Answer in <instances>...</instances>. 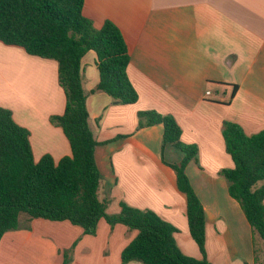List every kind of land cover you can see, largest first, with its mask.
Wrapping results in <instances>:
<instances>
[{"label": "crops", "instance_id": "1", "mask_svg": "<svg viewBox=\"0 0 264 264\" xmlns=\"http://www.w3.org/2000/svg\"><path fill=\"white\" fill-rule=\"evenodd\" d=\"M83 15L95 28L110 21L119 29L138 94L135 104H120L94 91L97 56L90 50L82 57L97 141L98 195L107 201L106 212L117 214L122 204L154 212L175 229L179 250L195 259L264 264V241L252 232L221 175L234 167L224 123L237 124L247 135L264 131V0H84ZM0 106L29 132L36 162L44 155L55 163L72 155L63 130L51 122L65 109L56 61L0 42ZM144 110L172 116L181 141L197 148L185 172L204 210V253L190 235L186 197L170 167L183 153L173 144L162 148V124L138 127L137 112ZM21 225L0 240V264H62L69 249L71 264H122L123 249L137 235L103 218L93 235L68 221L25 217Z\"/></svg>", "mask_w": 264, "mask_h": 264}, {"label": "trees", "instance_id": "2", "mask_svg": "<svg viewBox=\"0 0 264 264\" xmlns=\"http://www.w3.org/2000/svg\"><path fill=\"white\" fill-rule=\"evenodd\" d=\"M84 0H0V42L19 46L31 55L57 63V80L65 95L62 115L52 117L66 136L71 156L55 163L50 155L35 161L29 132L0 106V240L28 221H68L93 235L100 219L137 231L121 253V262L142 264H211L184 255L174 240V228L150 210L126 204L117 214L106 212L100 200V172L95 159L97 141L89 124L87 93L83 87L81 59L90 50L97 56L101 91L120 104H135L138 94L127 73L129 56L119 29L110 21L95 28L83 15ZM138 127L162 124V148L173 144L183 153L170 164L176 185L186 197L190 235L204 253L205 215L185 169L197 157V148L181 141V129L170 115L154 110L137 112ZM234 167L223 169L228 192L240 205L252 232L264 241V131L247 135L237 124L225 122L222 131ZM27 227V226H26ZM72 250L62 264H71Z\"/></svg>", "mask_w": 264, "mask_h": 264}, {"label": "rangeland", "instance_id": "3", "mask_svg": "<svg viewBox=\"0 0 264 264\" xmlns=\"http://www.w3.org/2000/svg\"><path fill=\"white\" fill-rule=\"evenodd\" d=\"M25 217H26L25 215H22V216H21V219H24Z\"/></svg>", "mask_w": 264, "mask_h": 264}, {"label": "built area", "instance_id": "4", "mask_svg": "<svg viewBox=\"0 0 264 264\" xmlns=\"http://www.w3.org/2000/svg\"><path fill=\"white\" fill-rule=\"evenodd\" d=\"M209 94H210L209 92L206 93L207 96H209Z\"/></svg>", "mask_w": 264, "mask_h": 264}]
</instances>
